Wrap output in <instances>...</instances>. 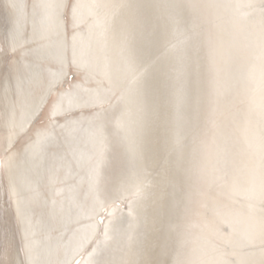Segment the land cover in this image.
<instances>
[{"label":"bare ground","instance_id":"obj_1","mask_svg":"<svg viewBox=\"0 0 264 264\" xmlns=\"http://www.w3.org/2000/svg\"><path fill=\"white\" fill-rule=\"evenodd\" d=\"M168 3L137 0L131 9L148 99L125 130L107 108L98 118L103 97L91 78L68 69L52 87L57 63L49 62L36 69L42 80L28 83V71L39 63L34 0H24L22 13L0 0V264H27L25 223L36 241L52 247L74 228L86 233L101 206L109 219H99L110 225L108 246L96 257L104 264L184 259L205 177L227 157L235 135L247 142V125L237 126L231 94L217 96L210 44L188 28L186 9V39L175 53L168 51L174 42L162 22ZM77 84L86 99L56 102Z\"/></svg>","mask_w":264,"mask_h":264},{"label":"clouds","instance_id":"obj_2","mask_svg":"<svg viewBox=\"0 0 264 264\" xmlns=\"http://www.w3.org/2000/svg\"><path fill=\"white\" fill-rule=\"evenodd\" d=\"M9 3L23 12L24 0ZM135 3L34 0L33 54L39 63L31 71L24 63L28 83L40 82L43 74L36 69L49 62L57 63L52 87L68 69L91 78L103 97L98 118L107 108L127 130L142 116L148 99L140 27L131 15ZM185 9L188 28L210 44L216 65L214 90L217 96L233 97L237 126L247 125V142L235 135L227 157L205 177L203 199L193 209L184 238V259L175 264H264V0H169L162 22L174 38L170 53L186 39ZM68 97L86 99L79 84L58 94L56 102L63 104ZM100 217L109 219L103 206L93 210L86 233L74 228L52 247L36 241L25 223L27 264H104L96 257L108 246L110 225ZM89 245L92 251L86 252Z\"/></svg>","mask_w":264,"mask_h":264},{"label":"water","instance_id":"obj_3","mask_svg":"<svg viewBox=\"0 0 264 264\" xmlns=\"http://www.w3.org/2000/svg\"><path fill=\"white\" fill-rule=\"evenodd\" d=\"M70 77H71V79L73 78V76H71V75H70Z\"/></svg>","mask_w":264,"mask_h":264}]
</instances>
